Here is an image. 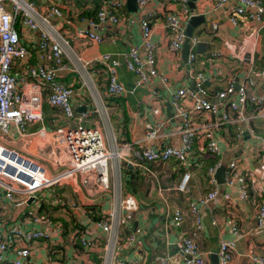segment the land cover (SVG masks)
Instances as JSON below:
<instances>
[{"label": "crops", "instance_id": "obj_1", "mask_svg": "<svg viewBox=\"0 0 264 264\" xmlns=\"http://www.w3.org/2000/svg\"><path fill=\"white\" fill-rule=\"evenodd\" d=\"M264 4V0H262ZM51 4L60 7L64 17L60 23L61 33L68 40L72 48L83 60L91 61L103 53H113L121 62V55L129 46L139 43V33L134 22L133 13L125 10L120 12L121 21L116 25L108 23L94 29L103 39L99 44H88L79 48L76 43L81 40L75 38L79 28H85V16L92 9L89 0H41L37 9L44 11ZM157 2H150L148 7L156 8ZM212 0H196L194 11L203 14V23L192 30V35L204 44L202 52L196 53L193 64L195 74L200 73L206 78L205 87L209 94L221 91L228 83L234 87L246 76L248 70L253 71L254 87L249 94L264 96V81L261 78V62L264 60V28L239 20L237 26L226 22L221 13L211 11ZM166 12L175 8L172 4L163 3L159 6ZM86 17V16H85ZM212 23L218 25L217 30L210 32ZM185 28V27H184ZM21 41L26 46H35L37 35L26 30H18ZM153 41L155 42V60L158 72L165 76L169 83V90L190 87L192 76L188 74L182 64L180 52L178 56L167 50L169 36L159 24L153 26ZM181 51V50H180ZM213 54H217L213 56ZM36 48L31 50V65L38 64ZM99 65L89 66L81 76L76 71L62 72L60 81L71 85L73 96L71 105L74 116L82 112H89V116L82 122L85 127L96 128L104 139V147L114 142L119 152L118 160H111L110 185L112 194L123 199L132 196L137 209L131 212L121 211L112 214L118 217L119 227L104 235L100 229L88 224L81 214L67 207L53 206L52 199H68L76 203L83 210L86 218L96 221L107 217L114 202V196L100 191L97 186L87 188L82 181L84 176L74 178L56 185L48 190L36 204L29 205L23 212L13 219L16 209L4 212L7 225L18 224L26 213L48 216L52 221L62 225V243L50 246L48 241H35L29 244L30 254L28 264H115L120 260L123 264H180L181 255L176 244L183 238L193 241L204 261L209 264L217 263V250L220 242H232L231 260L229 264H251L252 256H264V227L256 229V214L259 205L264 206V105L254 117L252 106L246 107V123L233 126L222 124L212 129L213 138L218 144L219 156L217 161L226 169L229 162H236L242 175L247 180L248 197L239 200L235 188H227L223 184L217 187L215 199L199 206L201 229H198L194 217L190 214L188 204L206 195L212 187L206 177L207 168L214 163L209 162V155L205 151L203 130L199 127L197 140L192 145L193 161L186 170H179L180 164L169 160L163 164H152L149 173H143L135 165L129 163L128 155L137 144H145V124L155 125L164 122L159 131L157 144L171 145L178 142L179 123L173 118L172 110L168 106L167 87L157 80L151 81L142 88H134V78L127 73L121 64L117 69L118 81L123 84L128 93L123 97L109 98L104 92V80ZM41 126L46 131L53 132L64 126H72L75 122L64 120L56 109L50 108L45 101L42 103ZM207 116L194 119L195 124H210ZM30 124L25 128L24 137L16 136L14 129L10 131L8 145L30 158L40 162L48 176L63 169L64 156L53 145V140L41 142L31 134ZM199 126V125H198ZM53 128V129H51ZM235 129L242 131L240 140L233 138ZM23 141V142H22ZM156 144V141H155ZM119 167V176L115 174L113 166ZM114 169V171H113ZM130 178L128 183V172ZM184 172L189 173L186 191L180 193L175 187L180 182ZM224 175V182H225ZM119 183L117 190L113 181ZM116 181H114L115 183ZM227 195L228 199L224 198ZM42 201V202H41ZM4 200L0 193V205ZM169 211H181L182 221L178 228L169 225ZM83 223L86 238L94 239L96 245L91 250H84L78 242L69 241L71 233L78 230L76 221ZM230 223H234L239 233L236 238L230 231ZM33 227V225L31 226ZM81 232V231H80ZM134 235V242L125 244Z\"/></svg>", "mask_w": 264, "mask_h": 264}, {"label": "built area", "instance_id": "obj_2", "mask_svg": "<svg viewBox=\"0 0 264 264\" xmlns=\"http://www.w3.org/2000/svg\"><path fill=\"white\" fill-rule=\"evenodd\" d=\"M41 0H0V193L4 200L0 205V264H28L30 246L35 241H48L50 246H59L62 243V225L52 221L48 216L27 212L26 217L18 224L7 225L4 212L9 209H18L32 198L31 204L47 194L48 190L56 185L74 178L84 176L83 185L87 188L97 186L100 191L114 196L110 205L111 211L107 217L97 221L86 218V213L75 202L68 199H52L53 206L67 207L81 214L88 224L99 228L106 235L113 228L119 227L118 217L112 214L137 209L132 196L120 199V196L110 192V161L118 160L120 155L114 142L109 150L104 147V139L96 128L85 127L82 122L89 116V112H82L74 116L71 105L73 96L72 86L60 81L62 72L76 71L78 75L85 74L89 66L99 65L104 80V92L109 98L123 97L128 93L126 87L118 81L117 69L123 65L125 71L134 78V88H142L151 81L157 80L167 87L168 106L172 110V117L179 123V138L176 144H157L159 131L164 122L155 125L145 124V144L137 147L128 155L129 163L135 165L143 173H149L152 164H163L169 160L176 161L184 169H188L193 161L192 145L197 140V133L203 130L205 151L210 158L219 156L218 144L213 138L212 129L222 124L239 125L246 123V107L252 106L254 117H258L264 105V96L249 94L253 91V71L248 70L244 79L234 87L228 83L221 91L209 94L206 87V78L195 74L193 64L196 57L195 47L199 38L191 35L188 39V54L185 67L192 76L190 87L169 90V83L165 76L156 68L155 42L152 39L153 26L159 24L165 34L169 36L167 50L178 56L185 40L184 27L192 16L185 0H135L134 22L139 33V43L129 46L121 55V62L116 54L103 53L95 60L86 61L77 55V52L62 35L60 23L64 17L57 4H51L44 11L39 12L37 7ZM99 4L95 19L85 20L86 27L75 32V38L81 40L76 46L81 48L88 44H99L102 37L94 29L105 23L116 25L121 18L120 12L126 10V0H89ZM156 1L155 7H148L150 2ZM169 3L175 8L166 10L159 6ZM212 12L221 13L231 26H237L243 20L257 29L264 28V4L262 0H212ZM195 12V11H194ZM197 16H203V14ZM218 25L212 23L210 32L217 30ZM26 30L37 35L35 44L38 64L31 65L30 46L21 41L18 30ZM170 35L172 36L170 38ZM217 54H213L215 56ZM261 78L264 81V60L261 62ZM56 109L66 121L75 122L72 126H64L52 133L41 126L42 103ZM207 116L212 120L210 124H195L194 119ZM38 124L39 127L31 135L41 142L53 140L56 150L63 154V169L48 176L43 165L37 160L18 152L8 145L10 131L13 128L16 136L24 137L25 127ZM242 131L235 129V139L240 140ZM156 141V144H155ZM23 142V141H22ZM220 166L215 161L206 170L208 183L212 189L204 196L188 204L190 214L194 217L196 226L201 229L199 206L209 202L217 196V184L214 178L215 170ZM118 177L119 167L113 166ZM113 169V171H114ZM189 173L184 172L175 190L184 193L189 180ZM249 182V178L247 176ZM247 180L242 175L236 162H229L226 169L224 185L235 188L239 200L248 197ZM114 181H116L114 183ZM113 185L118 190L119 183L114 179ZM47 191L40 197V193ZM47 199L48 197H43ZM224 198L228 199L225 195ZM28 205V206H29ZM27 206V207H28ZM169 225L178 228L182 221L181 211H169ZM33 225V227H31ZM78 230L71 233L69 241L78 242L84 250H91L96 245L94 239L85 236L83 223L76 221ZM264 227V206L259 205L256 214V229ZM230 231L236 237L240 233L234 223H230ZM81 231V232H80ZM134 235L125 241V244L134 242ZM232 242H220L217 250L216 264H229L231 260ZM181 255L180 264H209L204 261L203 255L196 245L188 238L181 239L176 244ZM251 264H264V256H252ZM115 264H123L118 260Z\"/></svg>", "mask_w": 264, "mask_h": 264}, {"label": "water", "instance_id": "obj_3", "mask_svg": "<svg viewBox=\"0 0 264 264\" xmlns=\"http://www.w3.org/2000/svg\"><path fill=\"white\" fill-rule=\"evenodd\" d=\"M185 1L187 3L188 8L192 10V16L186 22L185 28H184L185 40L182 44L181 51H180L181 61L183 65L186 64V57L188 54V39L192 35V30L197 25L203 23L202 16H197L195 15V12H194L196 0H185ZM126 10L130 13L135 12V0H126ZM203 48H204L203 43H197L195 47V52L200 53L204 51ZM224 175H225V168L220 165L215 170V174H214L216 184L219 186V188L224 184ZM31 201H32V198H30L25 204H23L18 209H16L13 219H15V217L19 215L21 212H23L27 208V206L31 203Z\"/></svg>", "mask_w": 264, "mask_h": 264}, {"label": "trees", "instance_id": "obj_4", "mask_svg": "<svg viewBox=\"0 0 264 264\" xmlns=\"http://www.w3.org/2000/svg\"><path fill=\"white\" fill-rule=\"evenodd\" d=\"M90 4H92V9L90 10V12H89V14H85V16H83L82 14H80V17H84V18H87V17H89L90 19H92V20H94L95 19V14H96V11L98 10V7H99V4L98 3H96V2H94V1H90ZM235 137V130H234V133H233V138ZM209 162H215V161H217V158H209V160H208ZM182 169H184V168H180L179 170H181V172L183 171ZM185 170V169H184ZM129 170L127 169V171L126 172H128ZM128 183H129V180L131 181L132 180V178H130V171L128 172ZM206 175V174H205ZM207 177V176H206ZM24 213V212H23ZM97 220H100V219H97ZM96 220V221H97Z\"/></svg>", "mask_w": 264, "mask_h": 264}, {"label": "rangeland", "instance_id": "obj_5", "mask_svg": "<svg viewBox=\"0 0 264 264\" xmlns=\"http://www.w3.org/2000/svg\"><path fill=\"white\" fill-rule=\"evenodd\" d=\"M172 36L170 35V38H171ZM38 125H33V126H31L32 127V130H34L36 127H37ZM29 126H27V127H25L26 129L28 128ZM51 129H53V128H51ZM47 191H43L42 193H40V197L42 196V195H44L45 193H46ZM42 202V201H41Z\"/></svg>", "mask_w": 264, "mask_h": 264}]
</instances>
